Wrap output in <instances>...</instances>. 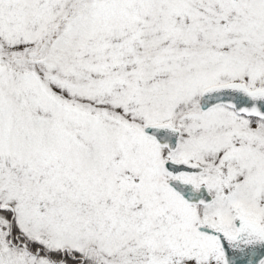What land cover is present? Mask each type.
<instances>
[{
  "label": "snow or ice",
  "instance_id": "obj_1",
  "mask_svg": "<svg viewBox=\"0 0 264 264\" xmlns=\"http://www.w3.org/2000/svg\"><path fill=\"white\" fill-rule=\"evenodd\" d=\"M0 264H264V0H0Z\"/></svg>",
  "mask_w": 264,
  "mask_h": 264
}]
</instances>
